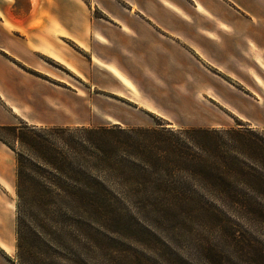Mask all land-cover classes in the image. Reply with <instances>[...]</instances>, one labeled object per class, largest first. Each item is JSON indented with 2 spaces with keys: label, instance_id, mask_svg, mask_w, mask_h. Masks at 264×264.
<instances>
[{
  "label": "crops",
  "instance_id": "1",
  "mask_svg": "<svg viewBox=\"0 0 264 264\" xmlns=\"http://www.w3.org/2000/svg\"><path fill=\"white\" fill-rule=\"evenodd\" d=\"M41 57L96 79L87 91L52 83L34 73H44ZM211 69L247 93L218 86ZM253 93L264 94V0H0V125H145L165 103L199 94L264 125ZM15 173L16 155L0 141L5 252L16 244Z\"/></svg>",
  "mask_w": 264,
  "mask_h": 264
},
{
  "label": "rangeland",
  "instance_id": "2",
  "mask_svg": "<svg viewBox=\"0 0 264 264\" xmlns=\"http://www.w3.org/2000/svg\"><path fill=\"white\" fill-rule=\"evenodd\" d=\"M40 62L43 65L40 70L44 73L33 72L61 86L87 91L86 87L96 79L94 72H91V79H78L72 74L70 77L66 74L69 72L64 73L61 66L45 57H41ZM51 70L59 73L60 80L53 78ZM211 71L217 74L215 82L218 86L247 93L236 77H228L217 69ZM184 81L191 84L196 80L187 78ZM213 96L218 99L217 94ZM252 96L264 105V94L253 93ZM186 97L178 100L177 108L175 103L168 102L164 113L146 114L148 124L145 125L123 126L99 120L89 125L38 126L21 121L15 124L20 127L15 133L0 130L3 139L0 141H6L4 144L12 147L16 155V172L19 155L28 160L25 163L27 172L46 184L45 178L36 172L44 173L47 167L37 162L34 150L25 142L31 135H40L50 144L52 141L69 149V144L76 141L78 130L101 126L116 125L125 129L165 127L174 131L191 128L264 130V125L252 126V122L243 117L246 114L227 110L206 96H193L191 102ZM252 112L256 117L258 112ZM261 122H264L263 118ZM225 142L230 144L227 140ZM15 178L12 206L16 224L18 217L21 220L22 233L27 240L25 246L28 245L29 250L17 256L16 233L15 248L10 247L7 252L0 250L4 264H264V201L258 198H254L255 205L237 206L230 202L231 199L214 197L197 186L196 180L183 174L177 179L180 185L186 181L188 187L197 190L195 193L201 197L204 206L194 213L182 214L179 209L164 204L140 203L131 192L132 186L123 183L117 185L105 181L111 195L107 193L108 197L102 203L85 205L69 200L65 192L61 194L59 190L39 198L31 190L36 184L30 181L19 197L17 174ZM241 194L252 196L245 189H241Z\"/></svg>",
  "mask_w": 264,
  "mask_h": 264
},
{
  "label": "trees",
  "instance_id": "3",
  "mask_svg": "<svg viewBox=\"0 0 264 264\" xmlns=\"http://www.w3.org/2000/svg\"><path fill=\"white\" fill-rule=\"evenodd\" d=\"M0 130L15 133L20 127L0 125ZM76 133V141L69 144V149L52 141L50 144L40 135L27 137L25 142L34 150L37 162L47 167L44 173L36 172L45 178L46 184L28 173L27 159L17 155L19 197L30 181L36 184L31 190L39 198L59 190L71 201L96 205L111 195L105 181H113L117 185L132 186L131 192L140 203L164 204L179 209L182 214H191L203 207L204 202L186 181L180 185L177 179L185 174L209 194L221 200L231 199L237 206L255 205L254 198L264 201V130L191 128L174 131L165 127L125 129L114 125ZM241 189L252 196L242 195ZM20 221L18 217L17 256L29 250Z\"/></svg>",
  "mask_w": 264,
  "mask_h": 264
}]
</instances>
